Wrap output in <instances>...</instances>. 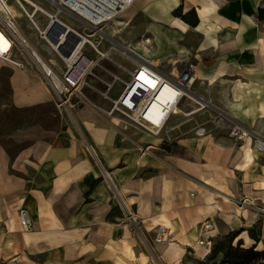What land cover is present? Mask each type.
Masks as SVG:
<instances>
[{
  "label": "crops",
  "instance_id": "0c3cea01",
  "mask_svg": "<svg viewBox=\"0 0 264 264\" xmlns=\"http://www.w3.org/2000/svg\"><path fill=\"white\" fill-rule=\"evenodd\" d=\"M138 2L153 21L148 31L160 42L159 58L190 53L204 86L196 90L211 110L264 137V0ZM33 41L28 46L43 68L60 74L59 57ZM6 47L2 36L0 49ZM1 66L11 70L10 104L28 119L0 135V264H203L206 248L196 240L221 231L264 246V153L250 140H232L217 116L170 150L161 142L166 133L145 132L139 141L131 131L123 140L112 116L75 101L59 104L32 60L15 54L12 62L0 58ZM50 102L44 119H34L36 108ZM68 109L87 142L69 124ZM256 223L258 241L247 231Z\"/></svg>",
  "mask_w": 264,
  "mask_h": 264
},
{
  "label": "built area",
  "instance_id": "2783aa9c",
  "mask_svg": "<svg viewBox=\"0 0 264 264\" xmlns=\"http://www.w3.org/2000/svg\"><path fill=\"white\" fill-rule=\"evenodd\" d=\"M15 1L19 12L13 13L8 8L7 0H0V31L10 41V46L6 51L0 52V56L13 60L18 50L17 42L24 46L21 43L24 39L19 35L22 31L19 19L24 15L33 29L30 34L33 36L36 32L63 63L60 74L50 69L44 71L47 85L59 104L71 102L70 99L75 97L78 102L89 105L102 115H120L122 130L131 126L155 136L170 130L174 116H190L213 108L211 102L196 90L200 80L196 64L188 54L146 58L111 38L109 27L115 24L135 0ZM37 15L39 16L36 17ZM139 44L141 47L151 48L152 38L144 34ZM87 47L91 50V55L86 52ZM116 52L131 62L129 68L116 63L125 73V78L110 71L108 80L95 74V67L105 69L99 62L111 59V54ZM29 57L40 67L33 56ZM88 77L102 82L105 89L98 90ZM54 79L61 83L60 89L55 88ZM118 81L122 84L120 89L115 96L109 95L110 89ZM85 87L109 102V108L105 109L90 101L83 93ZM160 96L166 99V103H160ZM228 136L236 142H244L246 138H250L252 148L264 153V137L256 135L239 122L231 121ZM163 139L162 137L161 141L165 140ZM18 217L22 228L27 229L30 222L23 208L18 209ZM158 231L164 238L162 225L158 227ZM199 241L203 243V240Z\"/></svg>",
  "mask_w": 264,
  "mask_h": 264
},
{
  "label": "rangeland",
  "instance_id": "374dc122",
  "mask_svg": "<svg viewBox=\"0 0 264 264\" xmlns=\"http://www.w3.org/2000/svg\"><path fill=\"white\" fill-rule=\"evenodd\" d=\"M33 1H37V0H33ZM7 3L9 5H14V9L16 12H19V8L17 7L16 1L15 0H7ZM138 0L136 2H134V4L131 6V8H129L128 10H126L122 16L119 18V20L123 21L125 20L126 17H130L131 19L129 21L124 22V24L120 25H112L109 27V32L111 33V38L118 44H120L121 46H128L130 47L131 50H134L133 48H131V46L129 45H133V46H138L140 40L142 39V36L145 34L147 36H151V38H153V34H151L150 31H148V27L150 26V24L153 22L151 21L149 18H147V16H145L144 13H142L141 10H139L138 8ZM27 8V7H26ZM39 15H37L36 17H38ZM192 17V14L189 15V18ZM63 19V18H62ZM42 20V19H41ZM19 24L21 25L20 27H22V31L20 32V37L24 40H27V42L32 43V41L37 44L38 46H47L45 41L40 39L38 37V34L35 32L34 34L36 35H31L30 34V25L29 22L27 20V18L22 15L19 19ZM24 34L23 36H21V34ZM2 38V36L0 35V39ZM156 39V36H155ZM158 40V39H157ZM24 44V46L22 47L21 44H19V42H17V47L18 50L16 51L17 55H19L21 57V59L26 60L28 59L29 61H31L29 55L27 54V51L24 47L25 46V42H21ZM108 44V43H107ZM106 45V42L105 44ZM153 46V42L151 47ZM27 48V47H26ZM86 52L88 54H92L91 50L88 49V47L86 48ZM134 52H138L137 50H134ZM55 56H57L54 52H52ZM181 55L182 52H178V51H174L173 53H171V55ZM15 55L13 56L14 59ZM59 57V56H57ZM188 57L190 59H193V57L191 56L190 53H188ZM111 59H103L101 60L99 63L108 71H106L105 69H101L99 66L94 68V73L97 74L98 76H100L101 78L108 80L110 78L109 76V71L110 72H115L117 73L121 78H125V73L123 72L122 69H119L116 65V63H120L123 67L129 68L131 66V62L129 60H127L126 58H123L121 56V54H119V52L116 53H112L111 54ZM61 67L63 68V63L61 61V59L59 58ZM62 71V70H61ZM10 73L11 70L5 66H1L0 67V135H2L3 133H7L9 131H11L14 127L18 126V125H22L24 124L27 119H28V114L26 113V111H18L15 110L12 105L10 104V86L8 83V78L10 77ZM90 82H93L94 85L98 88V90L103 91L105 89V85L100 82V81H95L93 78L88 77L87 78ZM121 82L118 81L114 84V86L110 89L109 91V95L115 96V94L118 92V90L121 87ZM198 85H196V89H198ZM199 89L203 88V85H199ZM47 87L49 88V86L47 85ZM50 89V88H49ZM198 89V90H199ZM51 90V89H50ZM52 91V90H51ZM83 93L84 95L92 102H95L97 104H99L101 107L107 109L109 108L110 104L109 102L105 101L98 93L93 92L90 88L85 87L83 88ZM56 101L58 102L56 96H55ZM70 101L73 103L74 101L77 102V106L82 107L85 105V103L83 102H78L77 99L75 97H72L70 99ZM53 106V102L48 103L46 105H41L38 106L35 110L36 116H34V119H44V116L42 115V112L45 111H50L52 109ZM210 112V113H209ZM207 113V116H206ZM65 114L67 117V120L69 122V124L74 128L75 133L77 134V136L82 139L83 141L87 142V139H85L80 130L76 127V124L74 122V120L71 118L72 117V113L71 111L65 110ZM210 116H209V115ZM211 116H217L216 119L220 120L223 124H227L228 127L230 126L231 123L228 122V120L226 119V117H224L223 115H218L214 110L208 109V111H199L196 112L194 114H191L190 116H183V115H177L174 116L173 119L171 120V126H170V130L166 133L163 134V139L164 141H161L162 143H165L168 146V150H170L173 145H175V141H177L178 137H181L183 135H185V133L189 130H191L193 127H196L197 125H200L201 123L204 122L205 119L210 118ZM112 117L114 118L113 124L114 126L117 128L119 135L122 137V139L124 140H128L127 138H124L123 135H126L127 132H131V131H135L136 132V136L135 138H137L139 141H142L143 138L145 137V132L135 129L133 127H128L126 130H122L121 129V119H120V115L115 114L112 115ZM119 117V118H118ZM116 119L118 120V122H115ZM212 119H214L212 117ZM134 129V130H133ZM137 130V131H136ZM8 147L9 150H13V145H11L9 142L5 143ZM116 212V211H115ZM131 217V215H130ZM128 220H130L131 225L132 224H136L134 219L129 218L128 216ZM203 225L204 222H201L200 225ZM160 226V225H159ZM158 226V227H159ZM204 226H207L204 224ZM255 230L254 231H259L260 232V225L258 223L253 224L252 225ZM259 227V228H258ZM133 232L137 235V236H141L139 234V229L137 227H132ZM158 229V228H157ZM247 229V231L249 230ZM231 232H227L224 233L223 231H221L220 233L217 232V235H215L212 238L209 239H204L203 236H200V238L198 240H203L202 245L205 246L206 248V253L204 256V262L203 264H212V263H216V264H220L221 260H222V256L221 253H218L217 256L209 261L207 259V257L210 255V253L212 252L213 248H226L228 245L230 246H237L238 245V241L239 239L237 238V236H235L234 238H232L230 241L227 240V237H230ZM158 241L164 240L163 235L160 234L159 231H157L155 233V239H158ZM143 247H146V250L150 253L153 254L154 251L151 248V245H149L148 243L144 245L141 244ZM240 247H250L252 246L250 241H246L244 242V240H241V244L239 245ZM253 249L255 250V248H262L264 249V246L262 245H253ZM259 249V250H262ZM20 261H15L14 264H21L19 263ZM249 264H264V258H261L257 261H250Z\"/></svg>",
  "mask_w": 264,
  "mask_h": 264
},
{
  "label": "trees",
  "instance_id": "16d2710c",
  "mask_svg": "<svg viewBox=\"0 0 264 264\" xmlns=\"http://www.w3.org/2000/svg\"><path fill=\"white\" fill-rule=\"evenodd\" d=\"M190 23H195L191 21ZM168 149V148H166ZM259 228V227H258ZM254 228L248 230V234L255 241L259 240L258 234L259 231H254ZM236 232H231L230 237H227V240L230 241L236 236ZM241 240L238 241L237 246L228 245L226 248H213L210 255L207 257L209 261L213 260L218 253H221L222 260L220 264H249L250 261H257L261 258H264V249L257 250L253 249V245L250 247H240ZM212 264H216L215 262Z\"/></svg>",
  "mask_w": 264,
  "mask_h": 264
},
{
  "label": "bare ground",
  "instance_id": "6f19581e",
  "mask_svg": "<svg viewBox=\"0 0 264 264\" xmlns=\"http://www.w3.org/2000/svg\"><path fill=\"white\" fill-rule=\"evenodd\" d=\"M137 1V0H136ZM214 1V0H213ZM134 4V3H133ZM133 4H131V6L133 5ZM131 6H129L126 10H128L129 8H131ZM8 8L10 9V5H8ZM11 10V9H10ZM125 10V11H126ZM124 11V12H125ZM11 12H12V10H11ZM123 12V13H124ZM131 18L130 17H126L125 18V20H123V21H121V20H116L114 23H115V25H120L121 26V24H124V22H126V21H129ZM179 21V23L180 24H182L183 26H185V24L184 23H182L180 20H178ZM0 35H2L4 38H5V41H6V43H7V47L5 48V49H0V52H4V51H6L7 50V48L10 46V41H9V39H8V37L5 35V34H3L1 31H0ZM20 35V34H19ZM151 37V36H150ZM23 38V37H22ZM24 42H25V46L27 47L26 49L28 50V54L29 55H31V57L33 56V59L35 60V61H37L38 62V64H40V62L42 63V61H41V59L39 58V56L38 55H36L35 54V52L31 49V48H29V46H28V42H27V40H24ZM152 42H153V44H154V47L152 46L151 48H149V47H147V46H140V44H138V46H133V45H129V46H131V48H133L134 50H137L140 54H141V56H143V57H146V58H151V59H158L160 56H161V54H163L162 53V47H161V45H160V42L157 40V41H155V37L153 36V38H152ZM128 47V46H127ZM130 48V47H129ZM32 51H33V53H32ZM179 51H181V50H179ZM182 54H184L183 52H182ZM0 58L1 59H3V60H7V61H13V60H11V59H9V58H3V57H1L0 56ZM15 64L17 65V66H20L17 62H15ZM40 67H41V70H44V71H48V70H45L44 68H43V66H42V64H40ZM216 73V72H215ZM51 74V73H50ZM218 74V73H217ZM216 74V76H218ZM214 75V74H213ZM221 75V74H220ZM215 79V78H214ZM54 85H55V88L56 89H60V87H61V83L57 80V79H54ZM166 92V89L164 88L163 89V93H165ZM159 98V100H160V103H166V99L164 98V97H162V96H160V97H158ZM106 115H109V114H107L106 113ZM109 116H112V115H109ZM199 132V131H198ZM250 140V138H246V141H249ZM251 160V159H250ZM241 166H244V164L243 165H241ZM131 219H134L133 217H132V214H131V217H130ZM196 243H197V246H200L201 247V245H202V243L199 241V240H196ZM255 249H257V250H259V249H262V248H255ZM141 260H142V263L143 262H145L146 261V256H144V255H142L141 256ZM146 263V262H145Z\"/></svg>",
  "mask_w": 264,
  "mask_h": 264
}]
</instances>
